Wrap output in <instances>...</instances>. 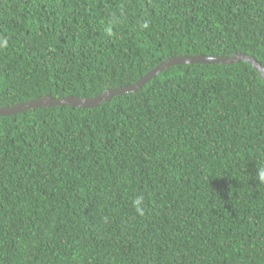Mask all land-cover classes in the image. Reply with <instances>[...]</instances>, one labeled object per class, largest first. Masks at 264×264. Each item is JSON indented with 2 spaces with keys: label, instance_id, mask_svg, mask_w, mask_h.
<instances>
[{
  "label": "trees",
  "instance_id": "16d2710c",
  "mask_svg": "<svg viewBox=\"0 0 264 264\" xmlns=\"http://www.w3.org/2000/svg\"><path fill=\"white\" fill-rule=\"evenodd\" d=\"M235 53L264 66V0H0V108ZM261 167L264 79L243 61L0 116V264H264Z\"/></svg>",
  "mask_w": 264,
  "mask_h": 264
},
{
  "label": "water",
  "instance_id": "95a60500",
  "mask_svg": "<svg viewBox=\"0 0 264 264\" xmlns=\"http://www.w3.org/2000/svg\"><path fill=\"white\" fill-rule=\"evenodd\" d=\"M240 61L252 65L253 68L256 69L264 79V66L258 63L254 57L243 53H235L229 57L206 56V55L175 57L160 63L156 68L150 70L144 77H142L135 84H132L130 86L106 90L105 92L94 98H83L77 96L54 98L51 96H45L43 98H39L25 103H17L9 107H1L0 116L19 114L34 108L53 107V106H61V105H68L78 108H94L117 95L131 93L139 90L154 76L160 74L161 72H163L164 69L169 68L173 65L195 64V63L234 64Z\"/></svg>",
  "mask_w": 264,
  "mask_h": 264
},
{
  "label": "clouds",
  "instance_id": "9594fccd",
  "mask_svg": "<svg viewBox=\"0 0 264 264\" xmlns=\"http://www.w3.org/2000/svg\"><path fill=\"white\" fill-rule=\"evenodd\" d=\"M258 179L261 183H264V167H261L258 171Z\"/></svg>",
  "mask_w": 264,
  "mask_h": 264
}]
</instances>
